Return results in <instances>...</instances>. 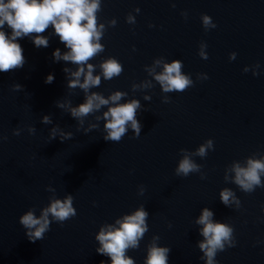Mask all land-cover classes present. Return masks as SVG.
<instances>
[{"label": "water", "instance_id": "1", "mask_svg": "<svg viewBox=\"0 0 264 264\" xmlns=\"http://www.w3.org/2000/svg\"><path fill=\"white\" fill-rule=\"evenodd\" d=\"M101 8L97 26L105 25L100 40L105 50L88 61L101 83L88 95L108 99L120 91L126 95L117 103L138 100L140 136L134 138L129 122L119 142L103 139V113L115 106L111 102L82 123L71 116L68 106L85 103L86 94L68 87L75 77L64 69L76 71L79 65L55 59L56 49L61 55L70 49L54 26L39 34L48 38L47 47H36V33L17 38L26 63L0 73V136L8 137L0 140V264H112L97 251L102 245L96 236L141 207L148 213L147 231L137 248L125 250L134 264H145L153 244L170 249L167 264H206L198 247L205 239L203 225L196 223L205 208L213 212V222L232 227L236 239L234 247L217 253V264H264V187L245 193L232 171L236 163L247 167L248 159L264 162V0H101ZM129 13L135 24L127 22ZM204 14L216 28L205 30ZM0 30L11 36L7 24ZM201 42L208 45L206 60L199 55ZM233 52L236 58L230 60ZM110 57L124 70L105 80L100 64ZM177 59L194 85L165 93L155 74ZM201 73L208 79H197ZM49 74L55 77L51 84L45 83ZM17 83L23 86L19 91L13 90ZM44 116L52 122L43 123ZM29 126L36 128L34 135ZM57 127L72 138L61 142L58 132L51 139ZM16 128L22 129L19 136L13 134ZM208 139L214 150L195 155ZM181 149L201 166L199 172L176 175L186 154ZM260 179L264 184V172ZM226 188L239 206L222 202ZM68 195L77 215L63 225L53 221L44 239L29 240L20 216L35 209L39 217L51 198Z\"/></svg>", "mask_w": 264, "mask_h": 264}, {"label": "clouds", "instance_id": "2", "mask_svg": "<svg viewBox=\"0 0 264 264\" xmlns=\"http://www.w3.org/2000/svg\"><path fill=\"white\" fill-rule=\"evenodd\" d=\"M175 7V4H173ZM101 0H0V29L7 24L11 29V36H8L4 30H0V73H8L17 69H22L26 63L25 56L21 45L16 42L17 38L27 36L32 33L37 35L34 37L36 47H47L48 38L39 35L45 32L49 25L54 26L55 34L59 36L60 41L70 49V51L61 55L59 49L54 52V57L57 61H70L73 64L79 65L78 70L71 71L65 68V73H70L75 79L71 80L68 87H79L84 90L86 94V102L80 104L78 107L70 108L71 116L83 122V118L99 110L104 105H109L110 102L115 106L109 107L103 113V119L107 121L104 125L107 135L103 137L105 141L119 142L127 131L129 122L131 128L134 130V138H138L141 133V123L136 119L137 109L140 107L138 100H132L126 104H119L124 92L117 91L108 99L103 95L93 92L88 95L89 89L101 83L99 75L94 76V65L88 61L99 53L104 52L105 46L100 43V40L106 31L105 25L101 23L97 26V12L101 11ZM137 13L140 12L136 8ZM187 17V13H183ZM205 30L216 28L217 25L213 22L212 17L207 14L201 17ZM129 24H135V17L129 13L127 16ZM116 19L110 21V26L115 27ZM153 25H150V27ZM208 47L206 42H201L199 55L203 59H208V53L205 49ZM135 50V47L133 48ZM237 53L230 54V60H235ZM161 60H156L159 65ZM85 65L87 71H85ZM258 69L259 64L255 65ZM102 75L105 80H111L118 77L123 72L121 63L115 58H108L100 64ZM182 61L177 59L172 63H165L163 65V72L155 74V80L160 83L165 93L168 92H184L189 87L194 85V81L190 78L191 74L184 75L181 72ZM245 72L249 69L245 67ZM154 72V69L150 70ZM253 75H259L257 71ZM83 76V82L80 78ZM55 77L49 74L45 83L51 84ZM197 79H208L207 74H197ZM147 86V85H146ZM23 88L19 83L13 85V90L19 91ZM146 99H150L146 97ZM170 100L166 99L165 103ZM57 106L65 108L63 103L58 102ZM98 120L101 117H96ZM51 118L49 116L43 117V123L50 124ZM93 128L96 125L92 126ZM79 130V129H78ZM22 129L16 128L14 135L19 136ZM88 130L86 129L85 132ZM30 134H35L36 128L34 126L28 127ZM60 134L61 142L65 139L72 138V133H64L58 127L51 130V139H55L57 133ZM7 136H0V140H7ZM214 150V141L208 139L201 144L194 153L200 157H205L208 150ZM185 152V149H181ZM201 166L197 165L190 158V154H185L180 161L175 172L177 176L187 177L190 173L199 172ZM232 171L235 172V183L245 193L255 191L257 187H264L261 183L260 173L264 172V162L258 159H248L247 167H241L239 163L233 165ZM205 177H201L204 179ZM47 191H54V189L47 188ZM222 202L225 205H230L235 201L239 206V200L236 199L234 193L230 189H224L220 193ZM231 198V200H230ZM74 197L68 195L65 199L51 198L49 206L42 209L39 217L35 214V209L28 210L19 218V223L27 229V236L32 242L44 239L45 234L50 231V226L53 221L63 225V223L77 215L76 208L73 207ZM148 213L141 207L133 215L124 216L123 219L116 220V224L107 225L101 228L100 233L96 239L101 243L102 247L97 251L100 254H107L111 257L112 264H134V261L125 257V250L130 246L138 247V238L143 237L147 231L145 219ZM51 217V219H50ZM213 212L205 208L202 215L196 221L197 224L203 225L201 235L205 238L198 244L199 249L203 252L202 260H206V264H217L216 256L218 252L226 250L227 247H234L236 239L234 237V230L226 223L213 222ZM171 226V225H170ZM158 239V238H157ZM169 248L156 247L151 245L148 250V256L145 264H167Z\"/></svg>", "mask_w": 264, "mask_h": 264}]
</instances>
